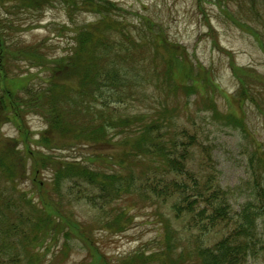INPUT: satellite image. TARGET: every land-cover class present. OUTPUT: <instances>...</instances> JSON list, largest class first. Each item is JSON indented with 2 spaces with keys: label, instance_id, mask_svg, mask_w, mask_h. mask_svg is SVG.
I'll return each instance as SVG.
<instances>
[{
  "label": "trees",
  "instance_id": "obj_1",
  "mask_svg": "<svg viewBox=\"0 0 264 264\" xmlns=\"http://www.w3.org/2000/svg\"><path fill=\"white\" fill-rule=\"evenodd\" d=\"M62 2L70 13L86 12L98 20L79 28L69 53L55 58L50 57L51 50L44 42L29 44L16 38L18 26L6 28L0 19V264H47L45 244L57 243L61 235L69 240L72 234L93 250V264L107 262L94 245L95 226L69 222L56 197L84 202L99 211L98 225L113 234L125 233L134 221L130 211L118 205L120 201H141L156 209L165 245L150 255L142 251L123 259L120 264H250L264 250L262 175L256 174L254 179L258 199L235 212L231 190L219 182L214 147L201 130L181 126L164 106L134 116L118 115L115 108L114 113L107 110L120 108L131 97L132 90L124 92L129 76L125 68L143 49L145 38L138 35L143 28L152 34L151 43L166 52L164 68L156 69L154 75H162L163 79L158 80L169 97L179 93L186 97L200 95L218 116L217 104L207 93L217 88L215 82L205 70L196 72L190 58L177 54L179 46L171 44L163 33L155 35L152 20L144 18L137 28L125 26L119 18L127 20L120 17L127 10L109 0H0V7L8 5L12 10L34 14ZM239 6L242 8V4ZM228 14L242 25L229 10ZM36 29L37 25L31 24L25 31ZM107 30L120 33L130 47L120 44L113 55L112 50L108 51ZM254 35L259 38L256 32ZM21 63L39 70L44 77L30 73L25 76ZM232 69L240 84L242 104L250 101L260 106L249 80L253 75L235 64ZM34 78H39L35 84ZM197 81L203 85L201 89ZM106 91L110 96L102 101ZM31 114L43 118L47 126L39 139L26 125V117ZM228 119L237 120L234 115ZM7 124L14 125L20 136L3 144L1 130ZM31 143L42 151H35ZM78 146L99 150L86 162L58 160L52 154ZM29 161L33 162L30 175ZM113 163L118 171L108 173L99 168H112ZM48 170L54 174L52 188L40 180L41 173ZM30 176L41 206H35L19 188ZM66 190L68 194L63 197ZM48 197L52 198L51 204L46 201ZM25 206L31 207L32 213L27 215ZM106 208L114 214L106 217ZM173 223H180L178 233L192 242L176 256L175 237L179 234L172 229ZM70 251V246L64 244L53 264H61V256L67 261Z\"/></svg>",
  "mask_w": 264,
  "mask_h": 264
},
{
  "label": "rangeland",
  "instance_id": "obj_2",
  "mask_svg": "<svg viewBox=\"0 0 264 264\" xmlns=\"http://www.w3.org/2000/svg\"><path fill=\"white\" fill-rule=\"evenodd\" d=\"M109 1L127 10L120 16L127 20L119 18L125 26L132 25L133 28H137L138 24L144 22V18L152 20L155 25V35L163 33L171 44L179 46L177 54L184 58L189 57L196 72L201 70L207 72L209 78L217 85V88L212 87L207 90V93L213 97L219 113L218 116L214 115L210 104L206 102L207 99H203L200 95L186 97L185 94L179 93L176 98L166 94V90L162 88L159 81L163 79L162 75H154L156 69L164 68L162 59L166 56V52L162 47L157 48L151 43L152 34L146 28L138 30V35L145 38L143 49L137 51L136 57L130 60L125 68L129 76L124 92L129 93L132 90L131 97L120 108L110 107L107 110L114 113L115 108L118 115L134 116L150 113L153 107L169 108L178 118L181 126L201 130L205 139L213 145L214 158L220 173L219 182L224 189L231 190L233 195L230 202L234 211L238 212L246 203H255L258 199V189L254 182L256 174L262 175L264 185V163L262 162V159L264 160V0ZM241 9L245 11L240 13ZM228 10L241 20V26L234 22ZM26 12L31 13L25 10H12L8 5L1 6L0 19L6 28L18 26L15 32L16 38L29 44L44 42L45 47L51 50L50 57L53 58L69 53L70 47L74 45V37L78 29L95 24L98 20L90 13H70L67 10V4L63 2L55 3L44 13L27 14ZM31 24L37 25L38 29L25 31V28ZM254 32L259 35V38L254 35ZM106 34L109 39L108 51L112 50L113 55L118 52L120 44L130 47L120 33L107 30ZM7 35H9L8 31ZM234 64L253 75L249 80L253 82L252 93H257L255 97L260 106L250 101L242 104L238 91L240 84L232 69ZM20 68L25 76L30 73L34 77H44L42 72L30 69L26 63H21ZM39 78H34L32 83L35 84ZM189 83L192 82L189 81ZM198 86L202 88L203 85L201 86L198 82ZM103 96L102 101L107 100L110 92L106 91ZM231 115H234L237 120L228 119ZM26 121L31 134L39 139L40 133L47 128L44 119L31 114L26 117ZM1 134L3 144L20 136V132L12 124L5 125ZM30 145L35 151L37 149L42 151L40 146L32 143ZM20 149L24 150V145H21ZM97 150L99 149L94 147L78 146L67 151H53L52 154L58 160L77 159L79 162H86ZM43 151L47 153L44 148ZM32 164L33 162L29 161V175ZM112 165V168L106 166L99 168L108 173L119 170L114 163ZM53 177L51 170L43 171L40 180L52 188ZM19 186L22 192L32 198L35 206H41L39 194L31 176ZM84 187L94 194L99 193L98 190ZM64 192L62 195L66 197L68 191ZM56 199L64 206L62 214L69 222L80 223L82 227L95 226V230L92 231L97 244L94 245L108 259L107 264H111L110 262L120 264L123 259L133 257L141 251H146L150 255L158 251L162 244L165 245L163 227L156 209L150 203L120 201L118 205L128 209L134 221L125 233L113 234L98 225L99 211L85 206L84 202L77 204L72 199L59 197ZM46 201L50 204L53 202L50 197ZM70 202L71 204L68 205ZM32 211L31 207L25 206L24 212L27 215ZM104 213L106 217L114 214L109 208H106ZM167 213L166 210L164 215L166 216ZM173 224L172 229H177L179 234L182 225ZM72 235L73 237L69 240L61 235L57 243H49V246L48 243L45 244L47 246L43 248V252L46 255L47 264L56 262L54 257L59 256L64 244L70 246L71 253L67 261L60 257L61 264H93L91 258V254L94 255L93 250L87 249L74 234ZM49 237L47 236L45 240ZM190 244H192L190 238L177 235L174 256ZM47 248L51 251L47 252ZM150 264L157 263L152 261ZM250 264H264V250L253 258Z\"/></svg>",
  "mask_w": 264,
  "mask_h": 264
}]
</instances>
